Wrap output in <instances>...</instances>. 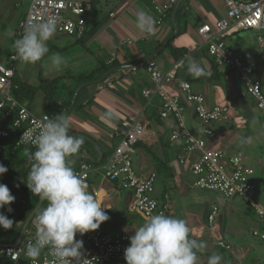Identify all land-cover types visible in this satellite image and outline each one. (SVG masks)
I'll return each instance as SVG.
<instances>
[{"label": "crops", "instance_id": "obj_1", "mask_svg": "<svg viewBox=\"0 0 264 264\" xmlns=\"http://www.w3.org/2000/svg\"><path fill=\"white\" fill-rule=\"evenodd\" d=\"M92 1L94 6H91L85 15L87 31L83 38L78 40L54 32L50 41L55 43H47L49 52L45 57L50 52H55L65 58L66 63L59 70L53 68L48 59H42L35 65H23L17 59L15 65L14 79L21 83L40 87L55 81L52 91L44 92L50 88L47 85L48 87L39 91L32 101L22 103L34 115L48 114L51 118L56 115L63 116L68 111L76 91L84 83L97 80L111 72L104 79L112 82L111 86L102 91H98L96 85L82 88L71 110L66 114L70 120L69 131L94 141L101 157L95 146L83 139L80 151L70 157V161L86 153L96 161L100 158L102 164L107 163L114 149L122 143V122L133 117L145 126L143 138L132 147L131 161L134 171L140 176H147L151 172L157 173V166L164 165V171L157 173L156 184H159L160 191H157L156 197L167 196L171 206L169 216L176 218L177 212H180V219H184L188 227L191 223L194 228L210 229L207 217L211 207L217 204L208 201L202 204L194 196V191L199 190L193 187L195 178L191 173V166L199 159L200 153L193 152L183 164L180 163L184 143L170 140L172 133L177 130L175 120L171 117H160L162 103L157 96L149 100L142 96V90L153 85L150 75L142 68L134 72L131 70L134 65L143 61L155 62L161 73L177 66L176 79L165 84L164 89L170 95L181 96L178 84L188 81L192 84L193 92L205 96L209 106L229 107V120L211 125L213 134L206 138V150H221L226 158L238 152L243 153L244 165L250 164L249 167L245 166L251 172L249 179L257 186V199L262 202L264 138L261 134V114L253 98L247 94L238 72L224 66H215L197 33L203 25H210L215 30L216 22L226 13L223 0H180L177 11L174 12L173 8L161 25L156 24L157 16L152 4L147 0ZM155 1L160 4L166 2ZM29 6V0H0V31L5 34L7 24L12 26V34L9 35L11 48L0 64L6 63L10 52L13 51V34L24 19ZM139 12L154 18V30L151 34L141 33L136 28V16ZM110 14L114 16L110 17ZM259 35L264 40V32L259 34L256 30H238L231 27L223 39L236 55L253 65L254 76L261 82L264 93V47L258 42ZM127 41L133 43L127 44ZM167 44H170V47H167ZM112 56H115V60L108 65L107 62ZM190 62L198 63L207 74L199 77L189 74L187 66ZM210 75L212 79L208 78ZM89 77L91 81L84 80ZM106 111L116 112L117 118L111 123H106L103 120ZM5 120L4 117L0 118V129ZM184 123L192 135L200 137L202 125L191 105L186 104ZM32 152L34 151L29 148L13 150L11 142H5L3 152L0 153V164L9 163V170L14 171L27 168L29 173L32 163L29 155ZM81 161L76 162V167ZM101 163L99 165H102ZM76 167L73 168L74 172ZM86 184L90 193L93 190L99 191L96 199L105 207L104 210L109 216L100 226L105 232L134 234L135 229L146 222L140 214L129 211L134 198L132 191L124 190L119 183L109 182L100 174H92ZM6 185L12 187V192L20 200V191L14 188V181ZM189 198L190 202L187 201ZM185 200L187 202L183 203ZM236 200L238 199L226 201L229 204H225L223 200V204L218 205L220 213L215 225L213 224L214 228L219 224L217 240L232 246L230 261L224 259L221 264H264V243H253L251 235L254 229L264 230V220H259L251 208L249 211L243 210L240 203L245 204ZM16 218L17 222L13 223L11 229L0 227V243L11 244L17 239L23 224ZM32 231L34 225L30 223L23 237ZM227 236L230 241L226 240ZM197 256V264L208 263L211 254L207 245Z\"/></svg>", "mask_w": 264, "mask_h": 264}, {"label": "built area", "instance_id": "obj_2", "mask_svg": "<svg viewBox=\"0 0 264 264\" xmlns=\"http://www.w3.org/2000/svg\"><path fill=\"white\" fill-rule=\"evenodd\" d=\"M30 6L15 30L13 37L18 39L22 36L26 26L30 23L52 18L56 23V31L67 36L81 39L87 31L85 15L91 7V0H29ZM152 4L157 16L156 24L161 25L167 14H169L178 0H166L160 4L155 0H147ZM225 16L215 24V30L210 25H203L197 31L202 38L208 56L218 67H227L237 71L247 94L256 103L261 114L262 137L264 138V93L261 82L254 76V67L245 62L240 56L229 48L223 39L224 34L231 28L238 30H256L259 34L264 32V0H223ZM114 14H110L113 17ZM258 42L264 47V40L258 36ZM132 44V41H127ZM115 56L107 62L112 64ZM17 57L15 50L8 56L6 63L0 64V118L12 117L8 128L0 129V153L3 152L4 143L11 142L13 150L18 148H29L35 151L31 143H26L28 136L34 137L38 134L42 125L52 119L48 114L34 115L28 108L19 103L12 93L13 79L15 77ZM161 73L153 61L140 62L131 70L144 69L151 78L152 87L145 88L141 94L145 99L157 96L162 103L160 117L175 120L177 130L170 137L172 141L184 143L183 155L180 163L183 164L188 155L199 152V159L191 166V173L195 180L193 187L197 190L216 192L224 199L238 197L251 208L259 220H264V199L259 202L257 186L249 179L251 172L244 165V155L238 152L232 157L226 158L221 150H206V138L211 137L212 124H219L229 120V107L225 105L209 106L205 96L193 92L192 84L181 81L178 84L181 96L170 95L164 89V85L176 79V69ZM156 73V79L152 78ZM112 85V82L104 80L97 84V90L102 91ZM186 104L191 105L196 118L202 125L200 137L192 135L184 123ZM145 126L137 119L130 117L122 122L120 135L122 143L116 147L109 157L107 163L96 165L87 160H82L75 170L85 182L92 174H100L109 182L119 183L124 190L133 192V201L129 206L131 213L140 214L147 221L156 214L169 215L170 203L167 196L164 199L155 196V183L157 173L151 172L147 176L138 175L131 161L132 147L143 138ZM92 194L97 198L98 190ZM22 205L26 200L21 198ZM220 213L218 206L211 207L207 217L210 228L217 220ZM34 225V223H33ZM36 226L34 231L22 238L16 247H0V264H56L54 258L46 248L42 250L39 258L32 260L25 254V246L34 242ZM133 235L128 232L110 234L101 227L90 231L83 236L76 235L77 240L83 241L82 264H109L124 259V252L130 244L129 237ZM254 239L264 243V230L254 229L251 232ZM217 245L228 252L232 246L223 241H217Z\"/></svg>", "mask_w": 264, "mask_h": 264}, {"label": "clouds", "instance_id": "obj_3", "mask_svg": "<svg viewBox=\"0 0 264 264\" xmlns=\"http://www.w3.org/2000/svg\"><path fill=\"white\" fill-rule=\"evenodd\" d=\"M136 28L144 34L154 30V18L144 12L136 16ZM56 31L52 18L30 23L22 36L15 39L13 48L17 59L23 65H35L49 52L47 41ZM12 30L9 29V35ZM53 68L59 70L66 63L59 53L50 57ZM187 72L194 77L206 75L204 69L190 62ZM152 78L156 79V73ZM117 113L106 111L103 120L111 123ZM70 120L66 115H56L44 123L38 134L28 136L35 151L29 155L32 161L25 183L42 205L38 207L30 221L36 226L34 242L25 246V254L35 260L42 250L48 249L56 264H82L83 241L76 235L99 229L109 219L99 200L88 191L86 182L70 167V157L81 149L83 138L70 134ZM8 168L0 164V176ZM15 196L6 184L0 183V210L10 206ZM7 211L12 212L11 207ZM34 218V219H33ZM14 221L0 211V227L11 229ZM130 244L124 252L126 264H197V252L206 244L190 238V229L184 219L164 214L151 216L129 237ZM220 254H213L208 264H219Z\"/></svg>", "mask_w": 264, "mask_h": 264}, {"label": "trees", "instance_id": "obj_4", "mask_svg": "<svg viewBox=\"0 0 264 264\" xmlns=\"http://www.w3.org/2000/svg\"><path fill=\"white\" fill-rule=\"evenodd\" d=\"M91 6L92 7L94 6V1L91 2ZM14 40H15L14 37H12V47H13ZM167 47H170V44H167ZM171 52L175 53L173 50H171ZM10 54H11V52H10ZM208 78L212 79L213 77H212V75H210ZM84 80L91 81V77L85 78ZM54 82L55 81L47 82L48 84H42V86L40 85V87H32V86L27 85L25 83H21L20 81H18L16 79H13L12 93H13L14 97L16 98V100L22 104L24 101H32L33 97L39 91H44L45 90L44 88L47 85L50 88L48 90H45L44 92L49 93L50 90L52 91L55 88V87H53V85L55 86ZM11 121H12V117L6 118L4 124L1 128L2 129L8 128L11 124ZM0 143H3V142L0 141ZM102 163H103V161H102ZM96 165H99V164H96ZM4 166H6L8 168L9 163H6V165H4ZM75 167H76V165L73 168H75ZM23 169L14 171V170H9V168H8L7 173L0 176V183L7 184L10 181H14V188L18 189L20 191L21 198L26 200V205H22L21 202H18L20 200H18L16 195L12 192V187L7 185L8 188L10 189L11 194L13 196H15V201L10 206H6L5 209L0 210V211H3L4 214L7 215L8 217H11V216L18 217V221L21 224H23L25 222L28 215L30 214V212L33 210V208L36 206V204L39 201V199L35 195H33L29 191V189L27 188V186L25 184L27 182V176H28V173L26 171L27 168H23ZM156 171L159 174L162 173L164 171V165L157 166ZM161 199H164V196L161 197ZM46 204H47V201L44 202L43 206L46 207ZM7 207H11L12 212L9 213L7 211Z\"/></svg>", "mask_w": 264, "mask_h": 264}, {"label": "rangeland", "instance_id": "obj_5", "mask_svg": "<svg viewBox=\"0 0 264 264\" xmlns=\"http://www.w3.org/2000/svg\"><path fill=\"white\" fill-rule=\"evenodd\" d=\"M110 6L112 7L113 5H110ZM11 27L12 26L10 24L9 25L7 24V28L5 30L6 31L5 34L0 31V63L3 62V60L5 59V56H6L7 52H8V50L11 48L10 47V44H9V29H11ZM47 43L50 44V45H53V43H55V42H52V41L49 40V41H47ZM53 54H56V53L55 52H50L47 55V57H45L43 59L50 60V57ZM45 87H48V86H45ZM44 89H46V88H44ZM249 165H250L249 163H246L245 166L246 167H249ZM155 185H156V190H155V196H156L157 195V191L159 193L160 188H159V184H156L155 183ZM194 196L202 204H204L205 202L208 201V202H215V204H217V206L220 205V204L222 205L223 204V200L225 201V204H229V202H226V201H232V199H235V198L238 199V200H236L238 202H239V200H241L238 197H234V198H231V199H224L220 194H218L216 192L205 191V190L194 191ZM187 201L190 202L191 201V198L187 199ZM187 201L185 200V201H182V202L183 203H186ZM18 202H20V201H18ZM240 207H242V209L245 210V211H249V209H250L246 204L245 205H242L240 203ZM180 214H181L180 212H177V217L176 218H180ZM9 218L12 219L14 221V223L17 222V218L16 217H9ZM214 225H213V228H210L212 230H210V229H205L203 227H201V228H194L195 226H193L191 223H189L190 238H194L197 241H203V242H205V244L207 245V247H208L211 255H213V254H220L222 256V260L225 259L227 261H230V252L221 249L217 245V243H216L218 241L217 240V236H218V232L219 231H217V230H218L219 224L215 228H214ZM5 234H7V233L5 232ZM226 240L230 241V239H229L228 236H227ZM252 241L255 244H257L259 242L258 240L254 239V238H253ZM109 264H126V261L119 260V261H114V262L109 263ZM219 264H221V261L219 262Z\"/></svg>", "mask_w": 264, "mask_h": 264}, {"label": "water", "instance_id": "obj_6", "mask_svg": "<svg viewBox=\"0 0 264 264\" xmlns=\"http://www.w3.org/2000/svg\"><path fill=\"white\" fill-rule=\"evenodd\" d=\"M179 5H180V0H179L178 3L175 5V7H174V12L177 11ZM110 73H111V72H110ZM110 73L105 74L104 76H102L101 78H99V79H97V80H94V81H91V82H86V83H84V84H83V85H82V86L76 91L75 96H74V99H73V101H72V104H71L70 108L68 109V111H67L64 115H66V114L71 110L72 105L74 104L75 98H76L77 94L79 93V91H80L82 88H84V87H86V86H88V85H97V84H99V83L102 82V81H103V80H104V79H105ZM64 115H63V116H64ZM69 132H70V134H72V135H74V136L82 137L84 140H86V141L90 142L91 144H93V145L95 146V148L98 150V147H97V145L95 144V142L92 141L89 137L84 136V135L79 134V133L72 132V131H69ZM98 154H99L100 157H101V153H100L99 150H98ZM78 160H87V161H90V162H92V163H96V164H100V163H101V159H100V158L96 161V160H94L89 154L83 153V154H80V155L76 156V157L72 160V162L70 163V167L72 168V167L76 164V162H77ZM40 206H43V205H42V202H40V200H39L38 203L36 204V206L33 208V210H32V211L30 212V214L28 215V217H27V219L25 220V222L23 223L22 228H21V230H20V232H19V234H18V237H17V239L15 240V242H13V243H11V244H2V243H0V247H1V248H5V247H16V246L19 244V242L22 240V238H23V236H24V234H25V232H26V229L28 228V226L30 225V223H32V222L30 221V219H31L33 213H34L35 210H36L38 207H40ZM33 219H34V218H33Z\"/></svg>", "mask_w": 264, "mask_h": 264}]
</instances>
